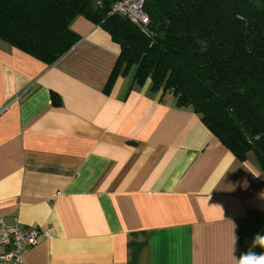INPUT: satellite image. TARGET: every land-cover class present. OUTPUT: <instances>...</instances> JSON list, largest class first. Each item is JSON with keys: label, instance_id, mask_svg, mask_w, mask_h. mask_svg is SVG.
Here are the masks:
<instances>
[{"label": "crops", "instance_id": "0c3cea01", "mask_svg": "<svg viewBox=\"0 0 264 264\" xmlns=\"http://www.w3.org/2000/svg\"><path fill=\"white\" fill-rule=\"evenodd\" d=\"M47 65L0 40V215L39 230L25 264H239L264 254V174L82 16ZM52 93L56 95L53 102ZM43 231L49 232L45 236Z\"/></svg>", "mask_w": 264, "mask_h": 264}, {"label": "trees", "instance_id": "16d2710c", "mask_svg": "<svg viewBox=\"0 0 264 264\" xmlns=\"http://www.w3.org/2000/svg\"><path fill=\"white\" fill-rule=\"evenodd\" d=\"M117 1L0 0V40L52 65L80 40L71 22L88 19L120 47L105 92L133 68L134 85L169 91L264 174V0H144L143 27L111 13Z\"/></svg>", "mask_w": 264, "mask_h": 264}, {"label": "built area", "instance_id": "2783aa9c", "mask_svg": "<svg viewBox=\"0 0 264 264\" xmlns=\"http://www.w3.org/2000/svg\"><path fill=\"white\" fill-rule=\"evenodd\" d=\"M143 4L144 0H120L112 5L111 13L143 27L148 24ZM43 233L45 236L49 235L47 231ZM38 235L39 230L28 229L18 222L8 224L0 215V264H25L24 257L29 248L37 244Z\"/></svg>", "mask_w": 264, "mask_h": 264}, {"label": "clouds", "instance_id": "9594fccd", "mask_svg": "<svg viewBox=\"0 0 264 264\" xmlns=\"http://www.w3.org/2000/svg\"><path fill=\"white\" fill-rule=\"evenodd\" d=\"M258 241L259 245L264 247V238L257 237L254 240V243ZM239 264H264V254L255 255L252 253H246L242 255L239 260Z\"/></svg>", "mask_w": 264, "mask_h": 264}]
</instances>
